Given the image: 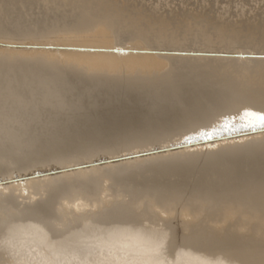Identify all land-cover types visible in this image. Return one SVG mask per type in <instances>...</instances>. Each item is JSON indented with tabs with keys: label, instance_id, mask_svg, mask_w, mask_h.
I'll use <instances>...</instances> for the list:
<instances>
[{
	"label": "bare ground",
	"instance_id": "obj_1",
	"mask_svg": "<svg viewBox=\"0 0 264 264\" xmlns=\"http://www.w3.org/2000/svg\"><path fill=\"white\" fill-rule=\"evenodd\" d=\"M72 33L84 38L64 39L55 45L261 56L264 0H0V42L43 45L48 39L59 40ZM20 51L12 54L0 48V181L48 169L37 168L26 151L38 138L45 149L76 165L114 157V153L173 146L183 134L207 130L214 137L236 131L242 126L240 106L218 104L217 100L242 89L261 70V61L251 58L48 52L68 60L66 63ZM75 61L83 62L84 67ZM156 63L165 66L150 73L137 68L134 73L103 69L128 64L155 67ZM89 64H99L100 70H88ZM254 107L259 108V103ZM190 111L199 113L197 118L178 124L176 118ZM226 116L234 117L235 129L231 124L222 129ZM228 141L211 144L216 147L196 145L176 153L171 150L119 161L121 167L135 170L134 176L121 180L113 178L111 164L92 168L91 176L89 170L76 172L86 177L83 180L57 183L55 177L48 176L41 183L38 199L22 204L17 195L26 189L20 183L1 187L10 189L9 200L19 210L21 224L44 227L42 218L29 211L42 207L45 218L61 216L77 229L89 222L110 226L128 221V217H104L95 212L79 221L71 219L62 206L76 198L93 199L104 180L111 197L128 186L175 184L189 190L204 189L211 193L206 202L171 205L161 201L157 206L168 213L162 221L155 211L144 212L146 223H162L169 232L167 253L181 245L183 264H216L250 252L258 257L264 238V206L258 199L248 202L225 194L250 184L259 186L264 178V133ZM36 180L24 184L35 187L32 182ZM44 187L50 190L44 192ZM176 209H181L185 219L192 216L195 221L178 222ZM7 260V254L0 253V264ZM175 260L172 253L166 255L167 264H176Z\"/></svg>",
	"mask_w": 264,
	"mask_h": 264
},
{
	"label": "snow or ice",
	"instance_id": "obj_2",
	"mask_svg": "<svg viewBox=\"0 0 264 264\" xmlns=\"http://www.w3.org/2000/svg\"><path fill=\"white\" fill-rule=\"evenodd\" d=\"M75 7V5H71ZM75 33L58 39H48L45 43L51 47L64 39H83ZM85 51V50H82ZM92 52H115L121 56L131 55V50L113 47L111 49L92 48ZM154 54V53H151ZM175 55H204L198 52L174 53ZM240 59H259L261 70L257 76H251L247 84L239 90L226 93L219 97L218 104L239 105V120L244 128L253 132H264V55L259 57L240 56ZM259 103L260 107L254 105ZM199 113L190 111L176 118L178 124H188L197 118ZM234 117L226 116L222 121V129H227L231 124L232 129L236 124L232 123ZM210 140L211 133L207 130L199 131L196 135L183 134L173 142V146L191 144L193 140ZM160 152H169L168 144L157 146ZM216 147V145H209ZM29 160L37 168L56 167L57 173L47 172L46 176L55 177L56 182H72L83 180L86 177L77 175L70 167L69 159L45 149L38 138L26 149ZM139 155L148 153L135 150ZM116 161L131 159L128 154L114 153ZM111 160H101L100 163L111 164L109 170L116 180L131 178L135 170L131 167L123 168L119 163ZM88 168L91 176L95 165L82 164ZM67 174V175H65ZM36 176L42 175L35 171ZM55 184L51 186L54 190ZM48 192L49 187L42 189ZM211 193L204 189L189 190L179 185L154 186L136 188L128 186L123 193L115 197H107L102 201L88 205L87 210L100 213L104 217H128L124 224H112L110 226L94 225L87 223L83 229L69 226L63 217L45 218L46 210L42 207L30 209L31 214L42 218L44 227L36 224L23 225L19 222L20 212L10 203L11 191L0 187V253H6V264H167L166 253L170 235L162 223L151 226L145 222L144 212L148 209L159 213L161 217H167V212H162L157 206L161 201L171 205H179L184 202H206ZM27 196V192L24 193ZM230 198H242L248 202L257 199L264 206V178L259 186L250 184L244 188H236L226 193ZM33 200L38 197L33 196ZM80 203L76 211H81ZM186 219L195 221L196 218L187 216ZM47 229V230H46ZM216 264H264V238L260 245L259 255L255 252L244 253L240 257H226Z\"/></svg>",
	"mask_w": 264,
	"mask_h": 264
},
{
	"label": "water",
	"instance_id": "obj_3",
	"mask_svg": "<svg viewBox=\"0 0 264 264\" xmlns=\"http://www.w3.org/2000/svg\"><path fill=\"white\" fill-rule=\"evenodd\" d=\"M65 42L82 43L81 41H77V40H65ZM0 48L5 49V50H7V52L12 53V54L22 53L20 51V50H22V51H25L26 53H29V54L38 53L39 55H43V56L47 57V59H50L53 61H54V59L59 58L60 61H63V62L66 61V63H69V62H67L68 60L63 59L61 56H58L56 54H50L48 52L53 51L51 53H56L58 51H64V50H69V51L85 50L83 52H88V51L90 52L93 47H79V46H70V45L64 46V45H55V44L52 45L51 47H49L47 44L35 45V44H30V43H28V44L27 43L15 44V43L0 42ZM96 49H111V48H96ZM43 50L45 52H43ZM125 50H128V49H125ZM130 50H131V53H133L134 55H143V56L144 55H148V56H152V55L178 56V55H175L174 53L189 52V51H178V50L174 51V50H169V49H167V50H165V49H162V50L130 49ZM96 52L97 53H107L109 55L113 54V52H105V51H96ZM41 53H47V54H41ZM151 53H154V54H151ZM189 53H192V52H189ZM198 53H204V55L212 56V57H214V56H222V57L225 56V57H233V58H239L240 56L259 57V55H260V54L257 55V54H237V53L232 54V53H222V52L221 53L198 52ZM23 54H25V53H23ZM115 55H117V54L115 53ZM182 56H185V55H182ZM190 56H201V55H190ZM73 63L78 64V66H80V67H84V65H85L83 62H80V61H77V62L75 61ZM99 64H97V65H99ZM158 64L159 63H156L155 67H154V65L149 66L148 64H144L141 67H135V65H133V64H128V66H125V68L122 65L121 66L120 65L119 66H117V65L112 66L111 65L109 67L103 66V69H105L108 73H115L116 71L122 72V73H134L137 70H139L141 73H150L152 71L161 70L165 66V63H161L159 65ZM97 65L92 66L89 64L88 67H86V68L90 71L100 70V67H98ZM136 68H137V70H136ZM259 133H264V132H260L259 130H257L256 132H253L250 129L244 128L243 126H241L236 131H226L223 133H218V135L212 137V139H210V140H199V141L193 140V142L191 144H182L179 147L169 146V148L173 151V153H176L177 151H179L185 147H190L191 149H193L196 145L219 144V143H222L223 140L239 141L241 139L251 138L252 135L254 136V135L259 134ZM143 152H146V153H148L147 155H150V154L157 153L160 151L158 149H152V150L149 149V150L143 151ZM128 156L131 159H135L137 157H143L146 155H139L137 152H134V153H128ZM101 160H104V161L111 160L113 162H117L115 156L114 157H109V156L108 157H98L92 161H84V162L76 164V165H70V167H72L76 172L88 171L89 169L83 168L82 164H88L90 166L91 165L104 166L105 164H107V163H100ZM121 161H125V160H121ZM82 169H84V170H82ZM49 171L53 172V173H57L58 169L55 167H52V168H48L44 171H40L42 173V175H40V176H36L35 172H33V173H30V174L25 175V176L16 177L12 180L0 181V187H1V185L8 187L7 185L10 182L20 183L21 186H23V188L26 189V192H27V196H25L24 194L22 195L21 193H19V195H17L18 202L20 204H22L25 201L32 200L33 196H37V194L40 193L41 183H43L44 181H46V179H48V176H46L45 174ZM49 177H52V176H49ZM30 179H37L35 182H32L33 183L32 185L35 184L37 186V187L36 186L35 187H36V190L38 192H36V190H34L35 189L34 186L28 187L27 184L26 185L24 184V183H26L25 182L26 180H30ZM108 191H109L108 190V184L104 180L101 183V188L99 189L98 194L93 199L86 200V199L76 198V199H72L70 202H67L68 204L63 203L62 206L66 207L68 209L67 212H68V215L71 216L70 217L71 219L76 218L79 221H83V220L87 219L86 216H88L90 213H92L91 211L87 210V206L94 204L97 201H102V200L106 199L107 197H111V195ZM78 202H82V203H80L81 211H79V212L76 211V206H77ZM156 215L160 216L159 213H156ZM176 216H177L178 222L181 219H183L184 221H187L185 219V214L183 212H181V209H176ZM159 218L162 221V219L165 217L160 216ZM159 218H157V219H159ZM179 231H181V230H179ZM171 253L175 256V258H176L175 261H177L178 264H183L182 262L184 261V256L182 254L183 252L181 249V245L178 244V246L175 247L174 251H172L170 253H166V255H170Z\"/></svg>",
	"mask_w": 264,
	"mask_h": 264
}]
</instances>
